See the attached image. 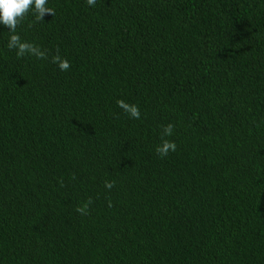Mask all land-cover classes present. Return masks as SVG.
I'll use <instances>...</instances> for the list:
<instances>
[{
  "label": "trees",
  "instance_id": "trees-1",
  "mask_svg": "<svg viewBox=\"0 0 264 264\" xmlns=\"http://www.w3.org/2000/svg\"><path fill=\"white\" fill-rule=\"evenodd\" d=\"M45 6L43 58L0 26V264H264V0Z\"/></svg>",
  "mask_w": 264,
  "mask_h": 264
},
{
  "label": "clouds",
  "instance_id": "clouds-1",
  "mask_svg": "<svg viewBox=\"0 0 264 264\" xmlns=\"http://www.w3.org/2000/svg\"><path fill=\"white\" fill-rule=\"evenodd\" d=\"M48 0H0V26L6 28L9 33H15L18 22L22 19L27 13H31L35 16L38 21H41L42 18L47 15H53V10L49 7H46ZM96 0H87L89 7L95 4ZM9 50H15L16 55L23 57L25 54L35 56L37 58H43L42 53L34 45L22 42L20 38L11 34L8 40ZM53 63H56L60 70H67L69 64L66 60L61 59L60 57H54L52 60ZM118 106L126 111L131 118L139 119L140 113L135 106H129L123 101H118ZM171 132V126L169 125L166 133ZM175 145L164 144L157 151L161 155H166L169 149L174 150ZM111 183H105L104 187L106 189L112 188Z\"/></svg>",
  "mask_w": 264,
  "mask_h": 264
}]
</instances>
